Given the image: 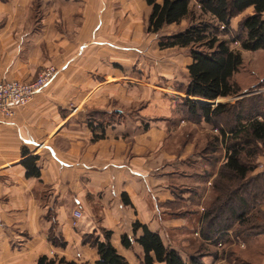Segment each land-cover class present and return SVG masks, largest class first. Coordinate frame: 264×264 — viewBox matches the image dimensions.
<instances>
[{
    "label": "crops",
    "instance_id": "0c3cea01",
    "mask_svg": "<svg viewBox=\"0 0 264 264\" xmlns=\"http://www.w3.org/2000/svg\"><path fill=\"white\" fill-rule=\"evenodd\" d=\"M72 3L57 8L74 35H57L47 23L45 43L32 37L25 43L20 35L12 58L6 25L0 28V81L29 82L47 64L57 69L50 85L12 118L0 113V264H36L41 256L95 264L96 250L82 245L81 236L102 229L111 232L119 255L139 263L142 249L121 245L122 235L133 238L135 222L184 258L179 245L198 246L194 237L217 171L208 169L212 156L183 134L206 126L182 112L191 59L178 67L165 55L177 48L159 50L158 40L147 38L151 9L144 0ZM135 31L143 32L140 41ZM101 131L103 138L94 139ZM30 157L37 158L38 178L25 176L22 163ZM75 211L81 219L73 218ZM54 226L64 249L48 241Z\"/></svg>",
    "mask_w": 264,
    "mask_h": 264
},
{
    "label": "trees",
    "instance_id": "16d2710c",
    "mask_svg": "<svg viewBox=\"0 0 264 264\" xmlns=\"http://www.w3.org/2000/svg\"><path fill=\"white\" fill-rule=\"evenodd\" d=\"M144 1L151 9L145 29L147 34L157 35L167 26L179 25L182 21L189 20V25L184 30L160 36L157 39L158 48L188 50L191 63L187 66L188 83L184 89L186 98L182 99V112L191 121L211 125L219 133L218 137L213 138L209 151L214 155L218 148L214 143H217L224 151V158L211 179V199L203 210L199 233L205 242L213 241L214 245H219L220 250L233 237V228L244 226L250 213L264 202V198L256 193L252 196L253 202L250 201L249 204H246L244 198V191L252 182L260 186L264 181V171L256 172L252 163L259 149L264 150V113L257 111L244 115L231 104L213 105L202 101L214 102L237 97L241 91L246 94L251 88L248 87L250 80H243V84L236 83L235 76L246 66L239 49L264 53V0ZM250 8L251 13L244 14ZM204 17L210 20H205ZM237 18L236 26L232 29V21ZM222 35L227 36V39ZM232 45H238L239 49ZM254 74L256 71L251 72V75ZM234 108L236 112L228 129L221 125L218 128L216 124L214 126L215 121L230 114ZM89 126L92 131L95 130L92 124ZM103 131L95 135L94 139L103 138ZM203 153L206 154L205 150ZM36 160V157H30L22 163L26 177L40 176V171L35 166ZM204 177L209 178L210 175ZM124 198L125 195L123 200ZM124 203L128 204L126 198ZM233 203L239 206L232 208ZM261 207L256 210H261ZM217 221L216 232H213L212 227ZM132 229L133 238L122 235L121 245L129 249L137 244L142 249L139 264H206L201 257L196 259V256L191 255L187 259L183 258L176 250L166 246L157 233L150 232L138 222L133 224ZM139 229L142 234L135 238ZM110 238L111 232L102 229L100 234H83L81 244L96 250L98 258L95 264H129L111 245ZM235 238L238 245L245 246L239 241L243 240L240 235ZM48 241L56 248L66 247L61 234L55 232V226L48 232ZM36 264L75 263L65 261L64 258L41 256Z\"/></svg>",
    "mask_w": 264,
    "mask_h": 264
},
{
    "label": "rangeland",
    "instance_id": "374dc122",
    "mask_svg": "<svg viewBox=\"0 0 264 264\" xmlns=\"http://www.w3.org/2000/svg\"><path fill=\"white\" fill-rule=\"evenodd\" d=\"M63 2L57 3V0H0V28L3 24L6 25V55L7 59L12 58L13 55L17 53L19 47V39L20 35H25L24 42H28L29 39L35 38L39 40V43H45L47 30V23H49L54 29L57 35H64L69 37L74 35L76 31L67 30V23L63 28V13L61 8H57L58 5L67 6L72 5L75 0H62ZM73 12L70 10V19ZM205 20H210L208 17H204ZM189 25V20L182 21L177 26H169L165 27V29L160 32V34H150L151 36H147L148 39L151 40V43L154 39H158L160 36L169 35L171 33L184 30ZM236 26V25H235ZM63 28V29H62ZM146 29V27H145ZM144 29V30H145ZM69 31L70 34L67 32ZM146 33V32H145ZM143 32L139 35L137 31H135L134 37L135 40L140 41ZM149 35V34H147ZM27 36V37H26ZM60 36V37H61ZM223 36V35H222ZM227 39V36H223ZM139 44V43H137ZM43 45V44H42ZM140 46V44H139ZM139 46H135V49L141 50ZM139 47V48H138ZM233 48L239 49L238 45H232ZM240 50V49H239ZM156 53L155 51L150 52ZM242 58L245 60L246 66L242 69L236 76V83H244L243 80H250V84L248 87L249 90L246 94H243L241 91L239 96L220 99L219 103H228L235 106L238 111H242V114H254L258 112L264 113V53H247L246 51H240ZM166 58L175 59V65L179 67L184 66L186 59L188 57L187 49H174L166 51ZM46 68H54L55 75L57 74V69L52 64H47L46 66L41 67L38 70L36 76L31 79V81H35L40 76L43 75ZM256 71V74L251 75V72ZM53 78V79H54ZM261 80V82H259ZM53 81V80H52ZM179 81H184L183 75L181 74L179 77ZM161 83V82H160ZM252 84V85H251ZM50 85V84H49ZM48 85V86H49ZM256 85V86H253ZM46 88V87H45ZM44 88V89H45ZM43 89V90H44ZM155 90H161V88H152ZM164 91V90H162ZM167 92V91H166ZM242 93V94H241ZM135 95H139L135 92ZM246 96V97H245ZM152 97V93L150 94V98ZM232 109L230 114H227L221 119H218L213 124L214 126L219 125L224 126V128L228 129V125H231L234 119V113L236 109ZM256 108V109H255ZM218 123V124H217ZM216 124V125H215ZM199 125L197 127H192V131H189V128H186V131L183 134H190L191 138L194 139L195 146L197 151L203 153L205 150L206 157L212 156L213 158H209L210 160H214L213 163H207L208 169H219V166L223 163V149L222 147L217 145V152L214 155L210 154L211 144L213 143V138L218 137L219 133L212 128L211 125H206L205 128H201ZM172 129L173 126L171 125ZM184 130V129H183ZM175 131V130H174ZM219 143V142H218ZM207 147V149H206ZM209 148V149H208ZM206 158L205 160H207ZM252 163L256 169V172L264 171V150L259 149V153L254 157ZM217 172V171H216ZM252 176V175H251ZM264 179V178H263ZM254 188H257L254 190ZM246 204L253 202L252 196L256 193L257 196L264 198V181L260 186H256L253 182L246 188L244 191ZM257 198V197H256ZM232 208H236L239 204H232ZM262 206V207H261ZM261 210L256 208L254 211L250 213L247 218V223L244 226H241L239 229L233 228V237L227 241L226 245L224 244V248L218 250L219 245H214L208 242V247L202 246L205 245L206 242L202 239L200 233L196 235L195 240L198 246L194 247L191 243H186L185 245L180 244V250L185 259L189 258L191 255L196 256L198 259L201 257L202 261L207 264H264V202L261 204ZM231 210V209H229ZM256 210V211H255ZM215 222L212 227V231L216 232L217 226ZM55 232H57V228L55 227ZM101 233V232H100ZM243 240H239L243 242L244 245H238L237 236L239 235ZM216 235V234H215ZM214 235V236H215ZM217 236V235H216ZM231 240V241H230ZM200 243V245H199ZM211 245V246H209ZM215 256V257H214ZM53 258V257H52ZM212 259V260H211ZM133 264H139L136 261H133Z\"/></svg>",
    "mask_w": 264,
    "mask_h": 264
},
{
    "label": "built area",
    "instance_id": "2783aa9c",
    "mask_svg": "<svg viewBox=\"0 0 264 264\" xmlns=\"http://www.w3.org/2000/svg\"><path fill=\"white\" fill-rule=\"evenodd\" d=\"M55 72L54 68H46L43 75L32 82L0 81V113L6 118H12L18 108L27 104L52 82ZM73 218L81 219L82 213L75 211Z\"/></svg>",
    "mask_w": 264,
    "mask_h": 264
},
{
    "label": "water",
    "instance_id": "95a60500",
    "mask_svg": "<svg viewBox=\"0 0 264 264\" xmlns=\"http://www.w3.org/2000/svg\"><path fill=\"white\" fill-rule=\"evenodd\" d=\"M202 103H206V104H213V105H217L219 104L218 100L214 101V102H203Z\"/></svg>",
    "mask_w": 264,
    "mask_h": 264
}]
</instances>
